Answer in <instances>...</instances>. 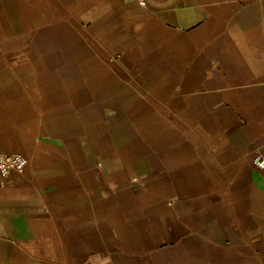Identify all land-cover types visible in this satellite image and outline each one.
I'll return each mask as SVG.
<instances>
[{"label":"crops","instance_id":"crops-1","mask_svg":"<svg viewBox=\"0 0 264 264\" xmlns=\"http://www.w3.org/2000/svg\"><path fill=\"white\" fill-rule=\"evenodd\" d=\"M0 154V264H264V0H0Z\"/></svg>","mask_w":264,"mask_h":264},{"label":"built area","instance_id":"built-area-1","mask_svg":"<svg viewBox=\"0 0 264 264\" xmlns=\"http://www.w3.org/2000/svg\"><path fill=\"white\" fill-rule=\"evenodd\" d=\"M142 6L143 2H139ZM28 161L21 155L12 154L5 155L0 154V177L6 178L11 173L22 174L27 166ZM253 165L258 169L264 168V159L261 157H256L253 160Z\"/></svg>","mask_w":264,"mask_h":264}]
</instances>
